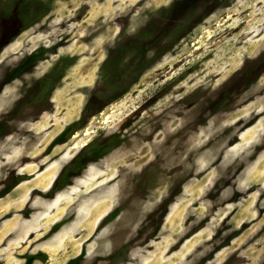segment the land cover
<instances>
[{"label": "rangeland", "instance_id": "obj_1", "mask_svg": "<svg viewBox=\"0 0 264 264\" xmlns=\"http://www.w3.org/2000/svg\"><path fill=\"white\" fill-rule=\"evenodd\" d=\"M27 256L264 264V0H0V264Z\"/></svg>", "mask_w": 264, "mask_h": 264}, {"label": "trees", "instance_id": "obj_2", "mask_svg": "<svg viewBox=\"0 0 264 264\" xmlns=\"http://www.w3.org/2000/svg\"><path fill=\"white\" fill-rule=\"evenodd\" d=\"M76 125V124H75ZM69 125L65 127L49 144L48 148L54 147V145L61 144L66 141V138L71 135L74 131L78 129V126L76 125ZM7 189L4 191L6 192ZM33 256H27L25 257L23 264H33Z\"/></svg>", "mask_w": 264, "mask_h": 264}, {"label": "bare ground", "instance_id": "obj_3", "mask_svg": "<svg viewBox=\"0 0 264 264\" xmlns=\"http://www.w3.org/2000/svg\"><path fill=\"white\" fill-rule=\"evenodd\" d=\"M226 115H227V114H226ZM229 116H230V114H229L227 117H229ZM225 117H226V116H225ZM227 117H226V118H227ZM167 125H168V124H167ZM88 133H89V132L86 131L84 134H88ZM244 140L246 141V139H244ZM244 140H243V141H244ZM73 148H77V145H74ZM169 153H170V151H169ZM169 157H170V156H169ZM153 198H154V196H153Z\"/></svg>", "mask_w": 264, "mask_h": 264}]
</instances>
